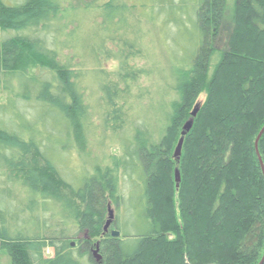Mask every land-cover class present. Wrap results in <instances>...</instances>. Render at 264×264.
Masks as SVG:
<instances>
[{"label": "trees", "instance_id": "1", "mask_svg": "<svg viewBox=\"0 0 264 264\" xmlns=\"http://www.w3.org/2000/svg\"><path fill=\"white\" fill-rule=\"evenodd\" d=\"M62 2L0 0V95L8 97L0 104V250L11 264H99L96 245L100 264H260L264 135L259 154L255 143L264 127V0H236L229 15L228 0H110L92 28L93 5L69 10ZM74 21L80 25L68 33ZM83 24L89 32L81 40ZM93 32L98 43L89 45ZM153 33L169 52L157 135L132 105L134 85L147 75L136 61L148 57ZM70 44L90 68L60 62ZM85 81L97 87L103 129L122 155L68 178L61 165L75 149L84 152L91 129ZM201 94L177 162L175 147ZM8 114L19 125L10 126ZM109 203L118 214L105 233ZM124 206L141 232L113 238ZM48 249L54 256L45 259Z\"/></svg>", "mask_w": 264, "mask_h": 264}, {"label": "rangeland", "instance_id": "2", "mask_svg": "<svg viewBox=\"0 0 264 264\" xmlns=\"http://www.w3.org/2000/svg\"><path fill=\"white\" fill-rule=\"evenodd\" d=\"M110 0H63L62 2V7L63 9H79V10H85V7L88 5H93L94 8L89 10L88 13V19L91 20V28L94 23L100 22L101 17L100 13L101 6L103 3H108ZM236 0H228V15L230 13V9L234 6ZM87 7V8H88ZM78 10V11H79ZM72 20H75L72 18ZM93 23V24H92ZM80 25V23L74 21L73 24L68 25L67 32L69 33L73 29L77 28ZM89 24L84 25L83 24V33L81 34L79 39H85L87 32H89ZM110 32H108L109 34ZM2 38V33L0 32V39ZM91 40L89 42V45L98 43V40L96 39L95 33L93 32V35L91 36ZM62 42L66 41V37H62L61 39ZM92 41V42H91ZM226 35H220L219 37V48H218V54L216 55L215 60L213 61L214 64L218 62V59L220 58V52L224 50L225 43H226ZM145 44L149 51L148 57L144 60H139L136 61L137 65L139 67H142L147 71V75L141 78L138 82L135 83L134 85V99L133 100V107L136 109L134 112V117L143 119L146 123L152 124V129L157 135V130L165 125V123L158 122V116H159V109L158 105L160 100V93L165 91V87L163 86L165 84L164 81H166L169 77V52H167L166 48L164 47V43H161L160 38L156 33L152 34V37H149L146 41ZM144 45V46H145ZM71 49H63L60 54V62L65 63V64H71L74 69H78V66L82 68L83 63L84 67H91L92 64L88 63L89 61H85L82 59V56H80V53L76 51L74 48V44H70ZM85 56V55H84ZM238 59L241 60H246L247 62L250 61V59H246L245 56L237 57ZM148 59V60H147ZM149 64H148V63ZM173 62V61H172ZM82 64V65H81ZM103 66L105 69L109 72H114L117 69V64L113 61H104ZM32 74L35 75L36 70L32 71ZM86 85V86H85ZM15 85H12V88H14ZM85 87V101L86 104L90 107L91 109V116L92 120H90V125L91 129L89 132L86 134V147L84 152L77 151L75 149L74 152L71 154V160L69 161L70 166L66 163H63L61 165V171L64 173V175L69 178L75 171L78 172L79 178H83L86 175L90 174L93 172L94 167H101V168H106L108 166H111L112 164V157H118L120 158L121 154V149L117 145V141L115 140V136L111 131L103 129L102 126V121L99 116V100H98V95L95 92L96 88L94 82H89L85 81L84 84ZM163 96V95H162ZM206 95L201 94L196 102V105H199L202 107L204 104ZM7 95L6 94H1L0 95V104H5L7 102ZM195 105V106H196ZM9 113H11V109L13 108L11 104L7 103L6 104ZM195 106L192 108L191 113L193 112ZM199 114V113H198ZM10 119V126L13 124V126L19 125V123L16 121L14 117L11 116V114H8ZM198 116V115H197ZM191 120V119H190ZM189 120V121H190ZM195 120V119H194ZM188 121V122H189ZM187 122V123H188ZM186 123V124H187ZM185 124V125H186ZM183 126V130L184 127ZM194 126V122H193ZM118 140L121 143H124L125 139L122 138V136H117ZM181 138V137H180ZM157 141H159V137L156 138ZM180 140V139H179ZM179 143V141H178ZM177 143V145H178ZM176 145V147H177ZM175 147V149H176ZM175 152V150H174ZM174 156V155H173ZM179 170L178 168L175 169ZM180 172V170H179ZM88 173V174H87ZM181 177V173H180ZM174 178H175V173H174ZM176 183V179L174 180ZM181 185V183H180ZM120 186L121 189L124 188V182L123 179L120 181ZM177 188V187H176ZM180 188V187H179ZM178 190V189H177ZM163 193V191H160ZM14 196V194H11ZM127 205V203H126ZM127 207H123L122 211L120 213V218H119V225L121 227V236H128L132 237L134 234H136L137 231L141 232L139 228H135L134 224L132 222V218L129 216L128 211H126ZM107 216H106V222L109 221L110 218V212H113V218L114 220L117 219V210L115 206L111 203L108 204L107 208ZM45 219H50V216H46ZM145 230L143 229L142 232ZM85 237V234L78 235L75 240H72V242L75 244L73 247L76 249L78 247V239H81ZM169 239H172V236H169ZM169 254V252H167ZM172 255V254H171ZM54 256V250L53 249H48L44 251V257L45 259L47 258H53ZM0 264H11V259L9 257V254L6 250H0Z\"/></svg>", "mask_w": 264, "mask_h": 264}, {"label": "water", "instance_id": "3", "mask_svg": "<svg viewBox=\"0 0 264 264\" xmlns=\"http://www.w3.org/2000/svg\"><path fill=\"white\" fill-rule=\"evenodd\" d=\"M200 109H201V107L199 105L195 106L193 112L191 113V120L184 127V130H183V132L181 134V138H180L179 143H178V145H177V147L175 149V152H174V158H175V160L177 162L180 161V158H181V155H182V149H183L185 137L191 131V129L193 127L194 119L197 117L198 113L200 112ZM263 135H264V128L262 129V131L260 132V134L258 135V137L256 139L255 148H256L257 153H258L259 142H260V140H261ZM259 160H260V165H261V168H262V171H263V174H264V164H263L261 158H259ZM175 179H176V187H177V189H179L180 183H181V177H180L179 170L175 171ZM113 221H114L113 212H110L109 221L106 222L105 227H104V232L105 233H107L109 231ZM111 235H112L113 238H120V236H121V234L119 232H117V231H112ZM74 246H75V244L73 243L72 247H74ZM93 255H94L95 259L97 260V262L100 264L101 261H102V257L99 254V245H96V250L94 251ZM263 263H264V257H263V260L261 261L260 264H263Z\"/></svg>", "mask_w": 264, "mask_h": 264}, {"label": "bare ground", "instance_id": "4", "mask_svg": "<svg viewBox=\"0 0 264 264\" xmlns=\"http://www.w3.org/2000/svg\"><path fill=\"white\" fill-rule=\"evenodd\" d=\"M264 128V127H263ZM262 131V130H261ZM260 134V133H259Z\"/></svg>", "mask_w": 264, "mask_h": 264}]
</instances>
